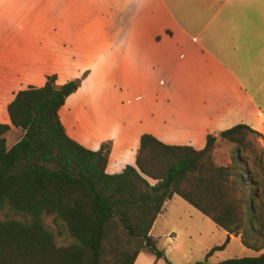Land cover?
Instances as JSON below:
<instances>
[{"label": "crops", "instance_id": "obj_1", "mask_svg": "<svg viewBox=\"0 0 264 264\" xmlns=\"http://www.w3.org/2000/svg\"><path fill=\"white\" fill-rule=\"evenodd\" d=\"M84 73L59 117L88 149L112 141L108 173L135 166L143 133L202 149L209 133L245 124L264 141V0H0V123L18 90ZM175 197L149 235L171 264H191L213 246ZM133 264L164 260L144 248Z\"/></svg>", "mask_w": 264, "mask_h": 264}, {"label": "trees", "instance_id": "obj_2", "mask_svg": "<svg viewBox=\"0 0 264 264\" xmlns=\"http://www.w3.org/2000/svg\"><path fill=\"white\" fill-rule=\"evenodd\" d=\"M84 77L57 84L55 74L46 75L42 86L18 90L6 106L9 123H0V264H133L144 248L171 264L149 231L173 195L239 235L247 248L263 249L264 169L259 181L242 156L258 132L236 124L209 133L202 149L143 133L135 166L108 173L112 141L88 149L67 135L59 117ZM11 128L22 135L7 146ZM217 139L233 145L226 165L214 162ZM58 237L67 242L58 244ZM228 240L191 264H207ZM216 264H264V252Z\"/></svg>", "mask_w": 264, "mask_h": 264}, {"label": "rangeland", "instance_id": "obj_3", "mask_svg": "<svg viewBox=\"0 0 264 264\" xmlns=\"http://www.w3.org/2000/svg\"><path fill=\"white\" fill-rule=\"evenodd\" d=\"M22 135V132L19 129L11 128V130L6 134V140H7V146L12 145L14 142H16ZM249 145L243 150L242 156L243 160L245 161V167L252 170L255 177L261 181L263 177V169H264V141L256 137L254 135H251L249 137ZM226 143H219L218 145H215L214 151H213V158L214 162L216 164L219 163H229L230 157H229V151L232 148V144L228 143L227 141H224ZM263 150V153L260 154L259 151ZM259 155V157H258ZM175 203L177 205H180L181 208L185 207L186 210H189L191 212H194L197 220H205L207 222L208 226V232L206 235H202V242L209 245L210 247L219 246L221 245L225 239L226 235L224 234V231L217 227L214 223L207 221L206 219H201L202 215L193 207H190L187 205L185 201L182 199L175 197ZM46 225H47V219H46ZM205 226V225H204ZM162 241V240H161ZM58 244H64L67 242V238L64 237H58L57 238ZM201 248L199 247L198 252L195 255V258L199 259L198 261L203 260V256L201 255ZM254 252L252 250H247L246 247L241 243L240 238H233L232 240L228 241L225 245V247L221 250L214 251L207 259V264H216L217 262L232 258V257H241V256H251Z\"/></svg>", "mask_w": 264, "mask_h": 264}]
</instances>
